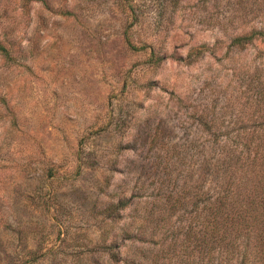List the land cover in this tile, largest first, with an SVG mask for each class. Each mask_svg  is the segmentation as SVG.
Instances as JSON below:
<instances>
[{
	"label": "rangeland",
	"instance_id": "374dc122",
	"mask_svg": "<svg viewBox=\"0 0 264 264\" xmlns=\"http://www.w3.org/2000/svg\"><path fill=\"white\" fill-rule=\"evenodd\" d=\"M261 3L0 0V264L197 261L208 119L248 118L254 49L227 51Z\"/></svg>",
	"mask_w": 264,
	"mask_h": 264
},
{
	"label": "trees",
	"instance_id": "16d2710c",
	"mask_svg": "<svg viewBox=\"0 0 264 264\" xmlns=\"http://www.w3.org/2000/svg\"><path fill=\"white\" fill-rule=\"evenodd\" d=\"M254 14L241 26L243 32L231 38L227 51L247 55L248 48L254 49L252 66L245 65L240 74L245 78L252 73L251 109L247 119L235 124L221 126L208 119L207 190L200 194L197 186L194 191L195 197L206 196V206L196 216L199 222L189 226L188 236L197 243L198 260L192 264H264V0ZM0 53L10 55L1 42ZM213 53L214 48L201 45L187 61Z\"/></svg>",
	"mask_w": 264,
	"mask_h": 264
}]
</instances>
